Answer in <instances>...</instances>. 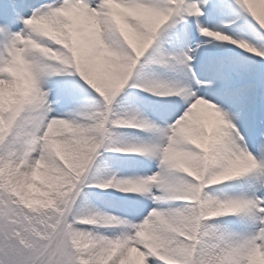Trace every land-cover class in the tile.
<instances>
[{"label":"snow or ice","instance_id":"1","mask_svg":"<svg viewBox=\"0 0 264 264\" xmlns=\"http://www.w3.org/2000/svg\"><path fill=\"white\" fill-rule=\"evenodd\" d=\"M0 264H264V0H0Z\"/></svg>","mask_w":264,"mask_h":264},{"label":"bare ground","instance_id":"2","mask_svg":"<svg viewBox=\"0 0 264 264\" xmlns=\"http://www.w3.org/2000/svg\"><path fill=\"white\" fill-rule=\"evenodd\" d=\"M125 110L129 113V115L131 114V109L125 108ZM133 131L134 132H131L128 130H117V137H116L118 141L117 146H120L121 144H124V145L139 144L149 139V137L145 133L137 129ZM120 154H122L121 156H125L128 160L133 161V162L141 161L143 159L142 157L137 156L136 154H131V153L129 154L120 153ZM154 171H157L155 164H152L151 170L149 171L148 169L141 167L137 163H131L128 166L126 177L132 178L134 175H137V174L142 176L144 174H151Z\"/></svg>","mask_w":264,"mask_h":264},{"label":"rangeland","instance_id":"3","mask_svg":"<svg viewBox=\"0 0 264 264\" xmlns=\"http://www.w3.org/2000/svg\"><path fill=\"white\" fill-rule=\"evenodd\" d=\"M138 68H139V66H138ZM145 78H148V77H145ZM121 118H124V117L122 116ZM133 130H135V129H132V130H129V131L134 132ZM116 155H122V154L117 153ZM125 178H128V177H125ZM37 179L39 180L40 177L38 176ZM89 227H98V225L97 226H89Z\"/></svg>","mask_w":264,"mask_h":264}]
</instances>
